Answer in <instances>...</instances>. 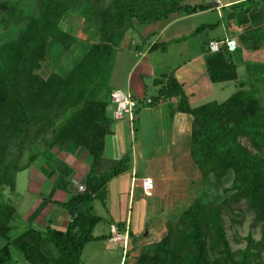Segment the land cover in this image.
<instances>
[{
	"label": "trees",
	"instance_id": "16d2710c",
	"mask_svg": "<svg viewBox=\"0 0 264 264\" xmlns=\"http://www.w3.org/2000/svg\"><path fill=\"white\" fill-rule=\"evenodd\" d=\"M19 4L20 0H0V25L13 31L12 38L0 44V189L14 192L17 174L54 147L83 148L91 163L83 183L85 192L64 205L74 215L64 232L29 230L11 240L16 209L0 200V238L6 241L0 249V264L10 263V245L28 264H44L50 256L52 264H79L85 246L103 239L93 236L101 219L91 214V203L103 201L107 184L129 169L126 156L99 173L109 128L108 80L115 51L135 25L163 24L207 7L182 5L181 0H35L33 11L23 15ZM74 15L83 19L90 46L67 75L39 77L50 41L65 52L76 43L62 28ZM207 72L213 84L235 81L236 66L225 48L207 58ZM253 89L248 83L247 91L240 90L221 104L189 110L176 81L167 79L159 93L162 98H177L179 109L192 116L191 156L198 169L215 174L232 171L234 199L246 202L263 224L256 246L248 239L246 249L234 253L217 223L220 257L215 264H264V102ZM211 210L199 200L178 217L180 227L189 225L191 230L180 233L193 251L185 264H214L208 260L204 237L206 216L218 220ZM170 239L136 264H180L167 245Z\"/></svg>",
	"mask_w": 264,
	"mask_h": 264
},
{
	"label": "crops",
	"instance_id": "0c3cea01",
	"mask_svg": "<svg viewBox=\"0 0 264 264\" xmlns=\"http://www.w3.org/2000/svg\"><path fill=\"white\" fill-rule=\"evenodd\" d=\"M188 5L207 8L193 15L173 17L163 24L135 25L131 30L134 39L129 35L124 37L115 51L109 92L120 90L129 94L139 109L133 122L117 120L109 104L108 135L99 173L108 171L112 164L126 156L130 158L129 169L107 184L105 199L101 201L105 213L95 215L101 219L99 224L103 228L98 235L95 230L99 224L93 230L95 238L103 239L85 246L79 264H109L120 250V264H126V248L122 243L110 242L112 227L134 242L132 250L139 247L138 243L155 241L164 234L162 203L175 191L173 184H177L173 182L171 155L180 153L181 150L176 149L177 140L187 123V117L182 118L177 111V98L159 97L167 79L181 87L190 107L225 101L233 94L235 81L221 84L210 81L207 58L214 54L208 51V44L233 39L237 49L230 55L238 83H252L256 96L264 102V0L200 3L191 0ZM228 91L232 94H226ZM144 98L152 100V104L146 105ZM145 131H152L158 139L165 134L168 149L159 148L160 152L149 155L141 142ZM90 163L91 157L83 148L54 147L18 173L15 191H8L6 199L16 209L11 229L18 221L25 229L23 233L29 230L64 232L74 217L73 210L64 205L80 194L75 185L84 183ZM145 179L154 183L151 195L143 191ZM117 199H123V205ZM86 254L88 261L84 263ZM50 259L52 256L45 258L44 264H52Z\"/></svg>",
	"mask_w": 264,
	"mask_h": 264
},
{
	"label": "rangeland",
	"instance_id": "374dc122",
	"mask_svg": "<svg viewBox=\"0 0 264 264\" xmlns=\"http://www.w3.org/2000/svg\"><path fill=\"white\" fill-rule=\"evenodd\" d=\"M7 1V0H6ZM191 0H181L182 5L190 4ZM210 0H197V2H208ZM35 8V0H20L19 9L23 15H28ZM62 28L70 33L76 38V43L71 48L69 52H65L57 45L55 42L49 43L45 60L40 65L37 75L43 79H47L50 75H67L77 62L81 59L86 49L90 46V43L86 39L84 33L83 19L78 16H70L65 23L62 24ZM130 29L126 35L128 37H133L134 32ZM13 31L8 28V26L0 25V44L9 40L13 36ZM228 52V51H227ZM228 54V53H227ZM213 86V85H212ZM215 87V86H213ZM240 90L247 91L248 83H238L237 75L235 79V88L232 93H236ZM229 92V93H228ZM226 94H232L228 91ZM232 94V95H233ZM223 96V95H222ZM149 98H144L146 101ZM227 100V99H226ZM225 100V101H226ZM223 101V102H225ZM223 102H210L221 104ZM208 104V103H207ZM204 105V104H203ZM179 103L177 111L181 114L182 118L187 117V123L185 130L180 133L177 140V150H181L180 153H172V170L174 172L173 184L174 192L170 197H166L162 203V221H164V234L155 241H146L141 244L138 243V248L132 250L134 247V242L129 238L127 240V246H124L127 250L124 252V260L126 264H136L138 259L144 256L147 252L152 254L155 251L156 246L172 237L168 240L167 245H170V251L176 253V262L180 264L187 263L188 255H193V251L190 249V243L187 239L183 240L181 232H190V226L187 225L185 229L181 228V223H178L179 216L185 210L195 203V201H202L204 205L208 206L209 209L212 207V212L216 214L218 220L212 219L209 215L205 218L204 225V237L206 244V252L208 260L215 264V262L220 257L218 244L216 242V230L214 226L219 223L221 229L223 230L225 237L229 243L232 252L237 253L246 249L248 244V239L256 244L261 239V231L263 224L257 218L256 212L248 207L246 202L243 200L234 199V190L232 188L234 183V174L232 171H219L217 174L211 172L210 170L202 172L198 169L195 160L191 156V137H192V125L193 119L190 114L179 109ZM186 108L197 109L200 106L190 107L187 100L185 104ZM124 119H128L125 117ZM167 124V123H166ZM165 135V134H164ZM163 135L162 138L155 137L152 131H145L144 135L141 137V142L144 144V150L149 155L152 153H158L160 150L168 149V139ZM158 139V141H157ZM129 147L130 141L128 140ZM134 144V141H133ZM157 145V147H155ZM160 146V147H158ZM129 150V149H128ZM46 153V152H45ZM44 153V154H45ZM43 154V155H44ZM176 159V160H175ZM151 181V189L149 192L145 193L151 195L154 190V183L151 179H145ZM174 182V183H175ZM22 180L19 181V189L22 187ZM178 190V192H177ZM8 189H0V200L6 201L8 198ZM144 191V187H143ZM121 205H123V199H117ZM113 204V202L111 203ZM104 204L101 200L96 199L91 203V214L101 215L105 213ZM90 206H87L88 209ZM136 208V207H134ZM103 225H98L95 230V234H100ZM24 227L17 223H14L10 231L9 237L11 240L17 238L20 234L24 232ZM6 245V241L0 238V249ZM129 249V250H128ZM11 261L9 264H28L23 257L22 253L15 249L13 246H9ZM122 259L121 250L117 252L115 259L109 262V264H120ZM173 259V258H172ZM171 259V260H172ZM175 260V259H174ZM84 263L88 261L87 254L84 256Z\"/></svg>",
	"mask_w": 264,
	"mask_h": 264
},
{
	"label": "built area",
	"instance_id": "2783aa9c",
	"mask_svg": "<svg viewBox=\"0 0 264 264\" xmlns=\"http://www.w3.org/2000/svg\"><path fill=\"white\" fill-rule=\"evenodd\" d=\"M222 48H225L229 53L235 52L237 49V43L233 39H227L222 42H210L208 44V51L211 54H217L221 51ZM146 105L152 104V100L147 99L145 101ZM110 105L113 109V114L115 119L123 120L127 117L131 122L134 120V115L136 111L139 109L138 103L134 100L129 94L115 90L110 94ZM144 191L147 193L151 189V181L143 180L142 181ZM77 191L81 194L85 192V186L82 183H76ZM111 233L113 237L110 239L112 243H122L123 246H127V235L118 234L116 228H111Z\"/></svg>",
	"mask_w": 264,
	"mask_h": 264
},
{
	"label": "water",
	"instance_id": "95a60500",
	"mask_svg": "<svg viewBox=\"0 0 264 264\" xmlns=\"http://www.w3.org/2000/svg\"><path fill=\"white\" fill-rule=\"evenodd\" d=\"M71 215H72V213H71Z\"/></svg>",
	"mask_w": 264,
	"mask_h": 264
}]
</instances>
